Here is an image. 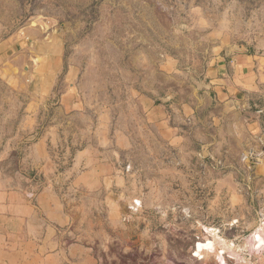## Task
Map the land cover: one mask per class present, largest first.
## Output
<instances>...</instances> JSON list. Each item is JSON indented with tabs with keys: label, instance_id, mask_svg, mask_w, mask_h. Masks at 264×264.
Wrapping results in <instances>:
<instances>
[{
	"label": "rangeland",
	"instance_id": "obj_1",
	"mask_svg": "<svg viewBox=\"0 0 264 264\" xmlns=\"http://www.w3.org/2000/svg\"><path fill=\"white\" fill-rule=\"evenodd\" d=\"M11 199L36 228L0 232V264L35 262L52 202L78 219H49L67 264H264L243 248L264 220V0H0Z\"/></svg>",
	"mask_w": 264,
	"mask_h": 264
},
{
	"label": "crops",
	"instance_id": "obj_2",
	"mask_svg": "<svg viewBox=\"0 0 264 264\" xmlns=\"http://www.w3.org/2000/svg\"><path fill=\"white\" fill-rule=\"evenodd\" d=\"M254 57L251 54H238V55H235L232 57L234 64L236 62L237 63L235 64L234 70L231 71V73H227V75H226V80H227L228 85H229V90L233 88L234 91L237 92L238 86H236V84H235V79L238 78L240 75H245V74H248L250 72L251 68H253L254 64H255ZM220 66H225V64L221 63ZM235 75L238 77H236ZM53 203L54 202L49 204V208L51 210V213L48 216H41V215L36 214L37 220H38L36 223L39 224L38 228L40 229V231H42V230L46 231V236H45L46 239L40 245H37L36 248H39V250L35 251V255L37 258L33 264H67L63 260V255L60 254L59 252L53 253V254H48V253L44 252L45 251L44 248L46 247V244L49 241L48 240L49 232L52 229L50 227L51 221H49V219L55 220V221L60 222L62 224L69 222L70 217L72 219H74V221L77 223H78V219L76 218V216L74 214L70 215V213H65L63 211V208H59L58 205L54 206ZM23 206L24 205H23L22 200L11 199V200L0 201V232H2L5 228L7 229V228L12 227V226H13V228H12L13 231L16 230L18 232L21 231L22 227H24V229L26 228V226L33 227V224L31 223V221H32V217H34V216L32 214L23 215L21 213V209ZM25 207H28L30 209L31 213L36 212L35 210H33V206L31 204H29L28 202H27V205H25ZM16 208H17V210H16ZM9 209H12V211ZM55 212H58V213L55 214ZM16 226H17V229H16ZM33 228H36V227H33ZM14 235H16V233ZM42 235H43V233H42ZM0 238H4V236H2L0 234ZM81 250H84V249H81ZM85 253L87 255L89 254L88 251L84 250L83 254H85ZM82 256L81 257L84 259L87 258L84 255H82Z\"/></svg>",
	"mask_w": 264,
	"mask_h": 264
},
{
	"label": "bare ground",
	"instance_id": "obj_3",
	"mask_svg": "<svg viewBox=\"0 0 264 264\" xmlns=\"http://www.w3.org/2000/svg\"><path fill=\"white\" fill-rule=\"evenodd\" d=\"M264 246V220L260 223V225L251 233V236L249 239L245 242L243 248H249V249H259ZM241 248V249H243ZM248 249V250H249ZM239 250V249H238ZM238 259L240 262H244L245 264H248L247 259L243 257L242 254L237 253ZM218 264H226L225 260L220 258Z\"/></svg>",
	"mask_w": 264,
	"mask_h": 264
}]
</instances>
